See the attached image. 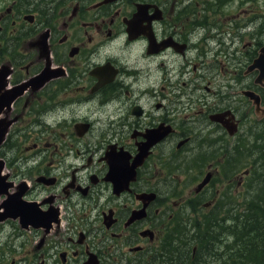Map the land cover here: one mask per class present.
<instances>
[{
    "label": "flooded vegetation",
    "instance_id": "af4514ba",
    "mask_svg": "<svg viewBox=\"0 0 264 264\" xmlns=\"http://www.w3.org/2000/svg\"><path fill=\"white\" fill-rule=\"evenodd\" d=\"M246 1L0 0V264H240L228 212L264 177Z\"/></svg>",
    "mask_w": 264,
    "mask_h": 264
},
{
    "label": "trees",
    "instance_id": "16d2710c",
    "mask_svg": "<svg viewBox=\"0 0 264 264\" xmlns=\"http://www.w3.org/2000/svg\"><path fill=\"white\" fill-rule=\"evenodd\" d=\"M260 164L264 165V158ZM262 172L263 169H260L258 174ZM259 186L260 183L253 187L250 198L242 199L239 210L228 212L230 234L234 236L232 246L237 251L242 249L238 256L240 264L241 260L243 264H264V245L257 242L259 239L264 242V198L259 199L256 193Z\"/></svg>",
    "mask_w": 264,
    "mask_h": 264
},
{
    "label": "rangeland",
    "instance_id": "374dc122",
    "mask_svg": "<svg viewBox=\"0 0 264 264\" xmlns=\"http://www.w3.org/2000/svg\"><path fill=\"white\" fill-rule=\"evenodd\" d=\"M241 8L246 11V14H239L238 16L235 17V23L237 24V26L241 27L243 21H246V19L249 18H253L254 21V25H255V30H259L260 32L259 34L256 35H250L247 30L252 28L251 24H247L244 28H241V31H246V32H241L238 36L241 39V41L239 42V44L243 43L242 40H251V38L253 37L254 41H261L262 44L264 43V0H248L246 2L243 3V5H241ZM228 25H233L231 23H227ZM246 50H252L251 47H249L248 45L246 46ZM101 134L100 131V127H98L96 129V131L93 133V138L90 137L89 141L86 144H83V142L79 143V144H75L73 147H76L79 149L80 151V156H87V155H99V151H100V146L101 143L99 140V136ZM98 137V138H97ZM259 171V170H258ZM257 195L259 197V199H263L264 198V177H261V183L259 186V189L257 190ZM252 195V192L246 194L243 193L242 197L243 199H248L250 198ZM259 239L257 242L259 244L264 245V242L260 243Z\"/></svg>",
    "mask_w": 264,
    "mask_h": 264
},
{
    "label": "water",
    "instance_id": "95a60500",
    "mask_svg": "<svg viewBox=\"0 0 264 264\" xmlns=\"http://www.w3.org/2000/svg\"><path fill=\"white\" fill-rule=\"evenodd\" d=\"M248 68H249V70H251V69H257L259 71V77H260L259 80L262 79L264 81V45H262L259 48L255 59L252 61V63H250L248 65ZM5 129H6V126H3L0 129V141H1V138L3 136V133H4ZM1 162L2 161L0 160V175H1V171H2L1 170V167H2ZM4 212L3 213H0V215L5 216V213ZM263 223H264V221H263Z\"/></svg>",
    "mask_w": 264,
    "mask_h": 264
}]
</instances>
